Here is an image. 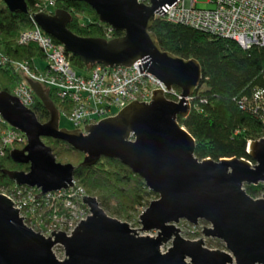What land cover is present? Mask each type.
Masks as SVG:
<instances>
[{
    "label": "water",
    "instance_id": "1",
    "mask_svg": "<svg viewBox=\"0 0 264 264\" xmlns=\"http://www.w3.org/2000/svg\"><path fill=\"white\" fill-rule=\"evenodd\" d=\"M62 2L64 0H56ZM90 6L101 24L123 35L106 40L75 35L67 25L69 12L35 14L42 32L78 57L85 67H130L148 72L168 90L179 89L181 99L168 101L161 89L152 90L151 101L130 102L114 116L79 129L59 127V112L41 85L26 78L35 97L49 113L40 123L33 111L18 98L0 91V117L26 137L22 149H12L14 163L28 171H4L17 186L35 187L40 197L73 185L75 167L58 163L43 139L65 143L83 154L80 167L94 166L102 157L116 159L138 175L157 195L138 216L142 232L157 231L156 237L136 236L127 223L109 216L95 197L83 196L90 215L67 236L50 232L48 238L23 223L18 209L0 194V264H264V194L251 198L244 186L264 185V138L249 142L244 159H210L194 156L195 141L177 121L190 113L189 99L198 88L201 69L194 59H182L162 51L150 31L155 13L165 14L164 5L177 0H70ZM10 12L27 13L26 0H3ZM133 141H130V138ZM180 220L197 225L204 221L206 238L220 240L226 251L209 250L202 238L185 240L175 226ZM136 234V235H134ZM53 237V239L51 238ZM171 240L164 253L160 247ZM59 245L65 258L59 261L52 249Z\"/></svg>",
    "mask_w": 264,
    "mask_h": 264
},
{
    "label": "trees",
    "instance_id": "2",
    "mask_svg": "<svg viewBox=\"0 0 264 264\" xmlns=\"http://www.w3.org/2000/svg\"><path fill=\"white\" fill-rule=\"evenodd\" d=\"M41 1V0H40ZM39 0H26L27 13L10 12L0 0V54L7 59L0 66V91L11 94L24 77L14 70L11 62L30 64L44 61L35 45L20 46L17 38L22 31L32 28L35 6ZM70 13L67 28L84 38H105L108 26L99 22L95 11L83 2L56 1L55 10ZM150 31L156 36L162 51L188 60L194 59L201 69V80L190 100V113L177 121L194 139V156L199 161L210 159H244L254 163L247 148L249 142L264 138V47L242 49L235 41L211 37L190 27L156 19ZM113 38L123 35L113 32ZM55 43H57L54 40ZM71 66L78 73L85 67L81 60L69 55ZM179 90V89H177ZM58 112L65 106L52 90L44 88ZM180 91V90H179ZM30 109L40 123L49 119V113L35 97ZM6 125L0 123V132ZM57 162L75 167L73 180L86 194L97 198L99 205L110 216L130 222L149 203L158 198L149 191L144 181L120 161L102 157L94 166L80 167L83 154L63 142L45 138ZM24 145H14L22 148ZM4 171H28V166L10 158V149L0 157V187H12L13 182ZM253 199L264 194V185L244 186Z\"/></svg>",
    "mask_w": 264,
    "mask_h": 264
},
{
    "label": "built area",
    "instance_id": "3",
    "mask_svg": "<svg viewBox=\"0 0 264 264\" xmlns=\"http://www.w3.org/2000/svg\"><path fill=\"white\" fill-rule=\"evenodd\" d=\"M136 3L150 6V0H136ZM205 4L212 7L198 8L196 0H177L170 6L161 7L165 14L155 13V20L184 25L211 37L229 39L245 50L252 46L264 47V0H206ZM35 9L38 13L52 14L55 0H41ZM32 23L31 29L19 34L18 45H35L40 49L46 63L44 70H38L35 62L11 64L16 72L52 90L65 106L59 116L66 117L73 129L86 134L85 125L97 124L99 120L114 116L134 100L149 103L155 89H161L168 101L177 103L181 99L180 91L176 88L168 90L148 72L139 73L140 62L130 67L97 64L78 73L71 66L69 54L63 46L42 32L33 18ZM113 32L108 26L104 39H113ZM6 61L0 54V66L5 65ZM11 95L26 108L30 109L34 103L35 95L26 80L20 82ZM0 123L6 125L0 132V156L12 145L26 144L24 134L9 127L1 117ZM129 140L133 141V138ZM0 191L13 203L14 209H18L19 217H25L23 223L32 230H38L45 238L49 237L51 231H62L70 236L79 222L90 215L89 208L82 202L84 191L74 180L67 189L48 192L34 199L35 195L40 194L35 187L14 184L10 188L1 186ZM80 207L83 211L75 212ZM62 209L66 213H60Z\"/></svg>",
    "mask_w": 264,
    "mask_h": 264
},
{
    "label": "rangeland",
    "instance_id": "4",
    "mask_svg": "<svg viewBox=\"0 0 264 264\" xmlns=\"http://www.w3.org/2000/svg\"><path fill=\"white\" fill-rule=\"evenodd\" d=\"M40 1V0H39ZM198 5L197 7L198 8H210L212 6L210 5H206L205 2L206 0H196ZM55 3H56V0H55ZM151 5V4H150ZM146 6V5H145ZM36 14H38L37 10L35 11ZM55 12V9H53L52 11V14H47V15H53V13ZM44 14V13H43ZM106 35V33H105ZM18 39V38H17ZM17 44H18V40H17ZM45 62L44 61H36V67L38 68V70H41L43 71L44 70V67H45ZM20 75H22L21 73H19ZM23 76V75H22ZM24 77V80H27ZM31 81H33L32 79H29ZM35 82V81H33ZM36 83V82H35ZM38 83V82H37ZM39 84V83H38ZM18 85V84H17ZM14 86L15 87H17ZM41 85V84H40ZM42 89L44 90V88H47L45 86H42ZM13 88V89H14ZM12 89V90H13ZM45 92V91H44ZM12 93V92H11ZM49 98V97H48ZM190 104V103H189ZM59 127L60 128H65V129H68V130H72L73 129V125L70 121H68L66 119V117L64 116H59ZM44 142V141H43ZM24 146L26 144H23ZM14 145H12L10 148H7V149H10V151L12 149H22L24 146H22V148H13ZM1 157V156H0ZM59 163V162H58ZM62 164V163H61ZM14 185V184H13ZM81 187V186H79ZM1 188V187H0ZM10 188V187H8ZM82 188V187H81ZM83 189V188H82ZM84 191V189H83ZM1 192V191H0ZM84 196H90V197H94L92 195H88L86 194V192L84 191ZM261 197V196H260ZM259 197V198H260ZM96 198V197H95ZM97 199V198H96ZM157 199V198H156ZM156 199H153L152 201L156 200ZM258 199V198H256ZM99 203V202H98ZM88 207V206H87ZM101 207V206H100ZM81 212L83 211V208H79V209H75V212ZM105 211V210H104ZM78 212V213H79ZM106 212V211H105ZM141 212H143V210H141L139 212V215L141 214ZM60 213H66V211L64 209H62V211H60ZM107 213V212H106ZM108 214V213H107ZM109 215V214H108ZM138 215V216H139ZM110 216V215H109ZM138 216H135L134 217V220L133 221H130V222H127V221H124V220H121V219H118L120 220L121 222H124V223H127L129 225V227L133 230H135V233H138L136 236H139V237H156L157 235V231H150V232H142L141 230H137V229H140L141 226L140 224L138 223ZM60 217H63V216H60ZM112 217V216H111ZM115 218V217H113ZM26 226V225H25ZM179 230H180V236L185 239V240H189V241H196V240H199L202 238L203 240V246L209 250H221V251H226L223 243L220 241V240H216V239H211V238H206L203 236L202 234V230H203V227H210L209 224L205 223L204 221H199L197 225H192V224H189L188 222H186L185 220H180L178 224L175 225ZM28 227V226H27ZM29 228V227H28ZM32 230V229H31ZM34 232H39L38 230H33ZM62 232V231H61ZM171 247V240H169L168 242L164 243L161 247H160V252L164 253L166 252L169 248ZM52 252L54 254V256L56 257V259L58 260H63L64 259V251H63V248L60 247V246H56L55 248L52 249Z\"/></svg>",
    "mask_w": 264,
    "mask_h": 264
}]
</instances>
